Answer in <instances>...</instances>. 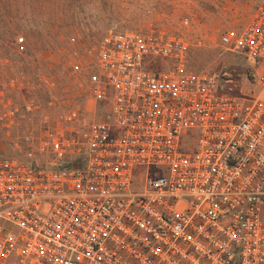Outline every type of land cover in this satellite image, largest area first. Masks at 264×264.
I'll list each match as a JSON object with an SVG mask.
<instances>
[{
	"label": "built area",
	"instance_id": "1",
	"mask_svg": "<svg viewBox=\"0 0 264 264\" xmlns=\"http://www.w3.org/2000/svg\"><path fill=\"white\" fill-rule=\"evenodd\" d=\"M219 44L245 89L161 30L71 56L91 107L27 105L23 156L0 154V264H264V0ZM24 117L0 88L1 127Z\"/></svg>",
	"mask_w": 264,
	"mask_h": 264
},
{
	"label": "rangeland",
	"instance_id": "2",
	"mask_svg": "<svg viewBox=\"0 0 264 264\" xmlns=\"http://www.w3.org/2000/svg\"><path fill=\"white\" fill-rule=\"evenodd\" d=\"M260 1L0 0V88L25 115L8 133L0 124V154L23 156L26 128L37 124L36 115L25 112L27 105L38 103L36 114L61 105L91 107L83 78L71 74L69 61L110 29L179 35L189 44L190 69L227 72L237 79L236 90L245 89L246 61L224 50L219 38L227 30L239 31ZM71 36L77 43H70ZM41 77L54 85L45 87Z\"/></svg>",
	"mask_w": 264,
	"mask_h": 264
}]
</instances>
